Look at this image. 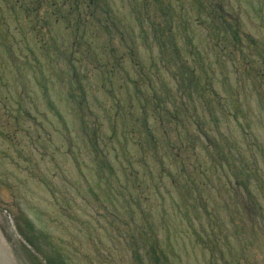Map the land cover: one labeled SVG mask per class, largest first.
<instances>
[{
    "label": "rangeland",
    "instance_id": "374dc122",
    "mask_svg": "<svg viewBox=\"0 0 264 264\" xmlns=\"http://www.w3.org/2000/svg\"><path fill=\"white\" fill-rule=\"evenodd\" d=\"M264 264V0H0V264Z\"/></svg>",
    "mask_w": 264,
    "mask_h": 264
}]
</instances>
